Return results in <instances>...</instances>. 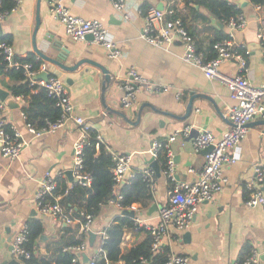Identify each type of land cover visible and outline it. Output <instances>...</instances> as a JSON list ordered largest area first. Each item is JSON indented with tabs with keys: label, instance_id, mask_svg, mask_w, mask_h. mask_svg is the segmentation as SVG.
I'll list each match as a JSON object with an SVG mask.
<instances>
[{
	"label": "crops",
	"instance_id": "obj_1",
	"mask_svg": "<svg viewBox=\"0 0 264 264\" xmlns=\"http://www.w3.org/2000/svg\"><path fill=\"white\" fill-rule=\"evenodd\" d=\"M169 1L125 0L122 9L115 8L110 0L63 1L72 13L86 19H98L104 24L115 47L120 51L116 58L110 57L107 49L93 39L84 37L76 40L67 35L61 23L51 16L49 0L39 2L41 22L36 41L39 47H45L47 42L42 39V35L45 31L51 32L53 38L62 41L66 52L63 63L71 65L84 58L104 66L112 75L103 91L104 74L93 64L82 62L73 71H65L55 64H49L47 68L49 75L60 77L64 86H67L65 89L73 106V115L82 116L88 122L111 154H129L130 169L143 170L151 167L150 163L154 160L148 152L151 142H166L178 131L175 139L168 142L172 160L174 159L176 178L191 181L200 171L204 156L201 151L191 146L190 140L196 135L186 138L190 132L182 133V130L185 127L195 128L198 132L207 129L220 139L231 125L226 109L234 101L224 84L208 79L198 67L183 61V49L179 41L155 46L142 37L144 14L150 7L161 8ZM228 1L241 9L247 21L244 28L234 33L235 43L240 45L239 53L245 64L240 67L239 60L231 58L220 64V70L229 75L241 72L254 84H259L262 81L263 67L256 37L257 12L250 0ZM36 2L37 0H21L11 9L0 22V37L6 36L9 39L15 57L25 58L32 54L40 65L45 61L40 59L32 48ZM173 6L176 13L184 18L187 30L191 32L198 50L202 53L205 54L208 42L219 34L218 29L226 38L227 28L209 13L204 0H173ZM50 52L52 55L57 53L51 49ZM130 68L144 74L151 87L143 85L138 88L132 104L123 107L120 103V84L127 79ZM68 78L71 83L65 84ZM0 88L7 90L1 84ZM193 94L201 96L196 95L193 98L192 110L188 117L179 119L169 115H183ZM0 102L4 104L1 111L3 119L19 129L24 141V146L16 158L5 157L0 152L1 264L5 260L13 259L10 251L11 236L29 218L42 220V234L45 235L44 239L39 238L42 242L59 238L62 227L77 223L73 221L67 224L50 216L39 215L34 206L33 195L47 171L57 174L59 171L71 169L72 145L79 134V126L69 119L53 131L35 135L25 126L21 111L25 104L23 97L15 100L8 92L6 98ZM140 107V118L135 124L133 122L137 119ZM110 109L123 113L125 118ZM236 151L237 160L222 167L227 180L221 191L198 205L191 224L183 231L190 233V240L184 242L183 232L170 229L166 247L175 253L189 256L188 264H235L244 244L249 245L251 250L261 251L264 247V211L259 205L247 206L244 203L251 192L248 193L245 189L248 183L258 184L264 190V177L257 182L254 171L255 165L264 168V125L247 126ZM159 170L160 175L155 174L157 185L152 202L157 205V209L166 201V191L170 186V181L162 174L160 166ZM66 181L67 184L70 182L67 175ZM130 209L138 213L135 218L140 219L143 225L157 222V209L150 214H147L146 210L140 213L135 203ZM121 210L106 204L95 216L91 231L95 235L92 244L89 242V234L84 236L87 255L94 252L101 239L100 232L114 223ZM142 236L143 233L137 229L128 230L123 245L131 246ZM40 249L44 252H40ZM35 252L44 254V244ZM80 256L83 260L82 253ZM117 264L124 263L119 261Z\"/></svg>",
	"mask_w": 264,
	"mask_h": 264
},
{
	"label": "built area",
	"instance_id": "obj_2",
	"mask_svg": "<svg viewBox=\"0 0 264 264\" xmlns=\"http://www.w3.org/2000/svg\"><path fill=\"white\" fill-rule=\"evenodd\" d=\"M14 5H18L21 0H12ZM64 0H49V11L51 16L59 21L64 31L73 39H83L86 34H91L92 39L97 44L105 47L108 55L112 58L119 56L120 51L115 47L114 41L109 34L107 28L98 19H86L76 15L64 4ZM117 9H122L125 0H110ZM257 12V31L256 37L260 49V59L263 67L262 81L254 84L243 73L237 72L229 75L220 70V64L228 59L237 58L240 67H244V58L239 53L240 45L235 43L234 33L246 25V18L241 12L224 21L227 28L226 38L218 40L214 43L215 56L206 59L201 51L198 50L195 40L186 26L183 24L180 16L174 15L173 0L167 2L162 8L150 7L144 14V24L142 26L141 35L151 45L162 46L179 41L182 46V59L186 63H190L198 67L205 77L211 80L219 81L224 84L230 93V97L234 103L226 109L227 117L230 121V127L223 133L220 139H217L209 130H201L193 137L191 146L201 151L208 146H212L210 151L203 154L204 162L198 171L195 179L180 180L176 178L172 154L169 151V141H173L178 135L176 131L168 141H152L148 152L156 159L159 151L166 152V168L162 174L169 179L170 186L166 191V201L158 207V219L155 224L143 225L140 219L135 218V222L144 226L150 235V250L153 253L164 252V264H188L189 256L178 254L171 249H166L167 240L170 238V229L183 232L191 224L193 217L197 211L198 205L204 200H208L214 193L221 191L223 184L227 178L223 173L224 165L233 164L237 158L236 151L240 140L244 137L247 126L246 124L255 117L264 118V6L253 4ZM14 6V7H15ZM9 11L3 8V0H0V22H2ZM0 52L8 62V66L22 68L23 75L30 82H36L44 86L48 90V94L55 100V104L60 107L61 115L53 123H49L46 128L36 129L31 123L25 120V126L32 134L39 135L41 132L53 131L61 127L67 120L72 119L79 126V134L73 141L72 156L73 162L70 169L72 179L66 181L67 187L73 184H79L83 187H90L92 177L83 171V148L88 141V122L79 115H73V106L69 95L63 84V80L56 75H48L47 79L36 78V75L48 68L46 62L40 63L38 68H34L30 62H21L15 58L14 50L10 42H0ZM145 85L150 88L147 77L135 68L128 70L127 79L120 84L121 95L120 103L123 107L132 104L138 88ZM22 96H15V100H19ZM3 102H0V115L3 109ZM5 119H0V152L1 155L9 158H16L24 146L21 133L14 125L10 124L12 133L8 134L4 131L2 125ZM189 127H185L182 133H188ZM98 142H102L100 136L96 134ZM98 142L96 148H98ZM130 155L113 153L112 159L114 165L111 169L113 176L112 193L106 204L113 205L122 209L120 200L122 198L120 187L127 182V179L133 174V170L125 177V172L130 167ZM191 171V170H190ZM256 181L260 182L264 177V168L259 165L254 166ZM147 179L149 189L154 192L157 185L155 173L152 167L143 169ZM66 172L59 171L52 174L47 171L43 179L39 182L33 198L34 206L37 213L41 216H50L53 219L71 223L73 221L79 224L78 234L84 236L93 231L92 223L94 217L89 213H80V218L73 215L72 207L65 206L61 202L63 194L56 191V177L63 176L66 178ZM247 187L251 189L248 198L244 201L247 206L259 205L264 211V190L258 184L248 183ZM128 207L126 209H130ZM134 210V209H133ZM107 228V227H106ZM106 228L100 232L101 239L96 246L94 252L87 255L86 262L81 260L80 253H86L87 244L84 240L78 245L66 247L76 253L71 264H94L95 259L101 256L103 252L102 242L107 237ZM27 224L23 223L13 233L10 239V251L12 258L19 263L27 264L25 259L30 257V251L25 247L27 240ZM261 254H264V247L261 251L252 249L250 254L235 264H264Z\"/></svg>",
	"mask_w": 264,
	"mask_h": 264
},
{
	"label": "trees",
	"instance_id": "obj_3",
	"mask_svg": "<svg viewBox=\"0 0 264 264\" xmlns=\"http://www.w3.org/2000/svg\"><path fill=\"white\" fill-rule=\"evenodd\" d=\"M250 1L253 4L264 6V0ZM204 4L209 13L221 23L241 12L240 8L228 0H204ZM14 6L12 0H3V8L7 11L13 9ZM174 9V15L180 16L185 25L184 18L176 13V8ZM217 31L219 34L208 42L205 54L203 53L206 59L215 56L213 45L225 36L221 33V30L218 29ZM0 42H9V39L2 36ZM14 59L21 62H30L34 68L39 66V62L35 60L32 54L27 55L25 58L15 57ZM0 84L8 90L12 97L18 95L23 97L25 104L21 107V111L25 116V120L36 129L46 128L49 123L55 122L60 117L61 109L48 94V90L44 86L36 82H30L25 78L22 68L8 66V62L1 52ZM1 118H3L2 114L0 115ZM2 127L6 133H12L10 123L5 122ZM87 132L88 141L83 148V171L92 177L90 187L73 184L68 188L65 177H56V191L63 194L61 202L65 206L72 207L73 215L78 218H80L81 212L89 213L95 218L101 212L102 207L106 205L107 200L113 196L112 185L114 181L111 169L114 161L112 154L101 142H98L96 131L92 127H89ZM97 142L98 148H96ZM156 160L160 168L164 170L166 168V152L164 150L159 151ZM132 174L127 182L120 187L122 198L119 202L122 209L131 207L135 203L141 213L147 210L153 202V193L149 189L143 170L134 169ZM245 189L248 193L251 191L248 187H245ZM26 224L28 232L25 247L30 251V257L25 259L27 264H71L76 253L65 248L78 245L85 240L84 235L78 234V223L62 227L59 238H52L43 242L39 240L40 235L43 233L42 220L31 217ZM134 229L142 232L143 236L135 244L125 247L123 245L125 233ZM106 234L107 237L102 242L104 253L95 259L94 264H117L119 261H123L124 264H164L165 262L164 252H151V239L148 230L137 224L133 217L129 215L121 213L116 216L114 223L107 226ZM41 244H44L46 249L44 254L35 252V250L38 251ZM250 252V246L244 244L239 253L238 262L247 257Z\"/></svg>",
	"mask_w": 264,
	"mask_h": 264
},
{
	"label": "water",
	"instance_id": "obj_4",
	"mask_svg": "<svg viewBox=\"0 0 264 264\" xmlns=\"http://www.w3.org/2000/svg\"><path fill=\"white\" fill-rule=\"evenodd\" d=\"M39 2H40V0H37V2H36L35 25H34L33 32H32V48H33V51L37 54V56L40 57V59L44 60L47 63L48 66H49V64H55V65L59 66L60 68L64 69L65 71H73V70L77 69V67L82 62H87V63H90V64H93V65L97 66L104 74V80L102 82V90L104 91L105 86L109 83V79L112 76L110 74V72L104 66H102V65H100V64H98L96 62H92V61H90L88 59H84V58H81V59L77 60L75 63H73L71 65H67V64L63 63L65 58H66V52L64 51V49L62 47V41L60 39L53 38L51 36V32H48V31H45L44 34L42 35V39L45 42H47L46 46L45 47H39L37 45L36 33H37V30H38L40 22H41V17H40V14H39ZM162 7H163V5H162ZM1 34H2V30H1V24H0V35ZM85 38L88 39V40H91L92 39V35L91 34H86ZM50 49L57 51V53L55 55H52V53L50 52ZM48 75H49V72L46 69L45 71H42V72L38 73L36 75V78L47 79ZM69 83H71V79L68 78L66 80L65 84H69ZM66 88H67V86H66ZM7 95H8V91L0 88V100L3 101L6 98ZM196 95L201 96L200 94H193L189 98V100H188V102L186 104V107H185V112L183 113V115L175 116L172 113H169V115H171L172 117H175V118H179V119H185L186 117H188V115L190 114V112L192 110L193 98ZM102 101H104L103 97H102ZM145 104L151 107V105L149 103L145 102ZM110 110L118 113L119 115H121V116H123L125 118V115L123 113H121V112H119L117 110H114V109H110ZM140 110H141V107L137 111V113H138L137 119L133 122L135 124L139 121ZM256 124L264 125V118L259 117V116L255 117L254 119L250 120L246 124V126L256 125ZM189 132L190 133H189V135L186 138H189L191 136H195V135L198 134V131L195 128H191ZM211 147L212 146H208L205 149H202L201 153L205 154V153L209 152ZM173 162H174V159H173ZM150 166L153 168L155 174L157 176H159L160 175V170H159L158 162L154 159L153 161H151ZM130 170H131L130 168L126 170L125 177L128 176V174L130 173ZM65 172H66V175H67L68 179L71 180L72 179L71 171L67 170ZM156 209H157V205L155 203H152L149 206V208L146 210V213L150 214L152 211H154ZM121 213L129 215L131 217L137 216V214H138L133 209H122ZM94 236L95 235H94L93 232H89V242H90V244H92ZM44 238H45V235L41 234L40 235V239H44ZM182 238H183L184 242H188L190 240V233L188 231L183 232L182 233ZM40 252H44V250L40 249ZM82 257H83V262H86L87 259H88L87 254L86 253H82ZM261 258L264 260V254L261 255ZM1 264H19V262L14 260V259H11L9 261H7V260L3 261Z\"/></svg>",
	"mask_w": 264,
	"mask_h": 264
}]
</instances>
